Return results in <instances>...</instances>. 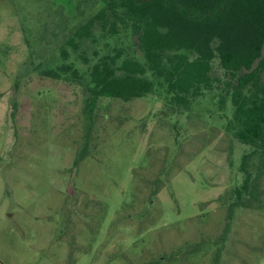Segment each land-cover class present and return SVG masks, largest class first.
<instances>
[{"label":"rangeland","instance_id":"obj_1","mask_svg":"<svg viewBox=\"0 0 264 264\" xmlns=\"http://www.w3.org/2000/svg\"><path fill=\"white\" fill-rule=\"evenodd\" d=\"M64 7L0 0V264H264V208L228 217L229 106L102 97L89 121L82 87L38 70L81 22Z\"/></svg>","mask_w":264,"mask_h":264},{"label":"trees","instance_id":"obj_2","mask_svg":"<svg viewBox=\"0 0 264 264\" xmlns=\"http://www.w3.org/2000/svg\"><path fill=\"white\" fill-rule=\"evenodd\" d=\"M62 1L82 19L61 60L40 74L79 84L89 121L102 97L157 93L187 110L212 94L220 117L229 106L228 129L247 148L241 180L227 192L228 217L253 203L264 208V0Z\"/></svg>","mask_w":264,"mask_h":264}]
</instances>
